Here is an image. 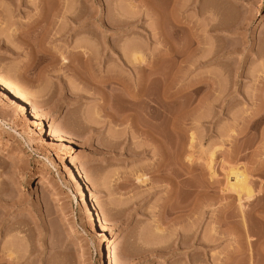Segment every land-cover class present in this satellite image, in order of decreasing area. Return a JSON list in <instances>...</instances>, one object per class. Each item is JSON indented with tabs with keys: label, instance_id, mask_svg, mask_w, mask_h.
I'll list each match as a JSON object with an SVG mask.
<instances>
[{
	"label": "rangeland",
	"instance_id": "1",
	"mask_svg": "<svg viewBox=\"0 0 264 264\" xmlns=\"http://www.w3.org/2000/svg\"><path fill=\"white\" fill-rule=\"evenodd\" d=\"M0 84L5 262L264 264V0H0Z\"/></svg>",
	"mask_w": 264,
	"mask_h": 264
},
{
	"label": "bare ground",
	"instance_id": "2",
	"mask_svg": "<svg viewBox=\"0 0 264 264\" xmlns=\"http://www.w3.org/2000/svg\"><path fill=\"white\" fill-rule=\"evenodd\" d=\"M158 13V12H157ZM158 15V14H157ZM70 18H71V16H69ZM156 17V16H155ZM158 19V18H157ZM71 20V19H70ZM72 20H74V19H72ZM66 21H69L68 19L66 20ZM125 21V20H124ZM129 21V20H128ZM126 22V21H125ZM125 22H123V23H125ZM70 23V22H69ZM68 23V24H69ZM127 23V22H126ZM73 24V21H71V25ZM70 24L68 25V26H66L69 30H70V26H71ZM73 26V25H72ZM63 28H64V26H62ZM61 27V28H62ZM62 28V29H63ZM73 28V27H72ZM50 30V29H49ZM63 30H65V29H63ZM68 30V31H69ZM62 32V31H61ZM60 31H58V33H61ZM65 33L67 32V30H65L64 31ZM103 32V31H102ZM101 40V39H100ZM104 41V40H103ZM130 44V43H129ZM128 44V45H129ZM132 45V44H131ZM135 46V45H134ZM133 46V47H134ZM132 47V48H133ZM122 48H124V47H122ZM121 48V46L120 47H114V49H113V51H114V54L116 55V57H115V59H118L119 57H121L122 55V53H121V51H123V49ZM125 48H127V47H125ZM136 49H137V47H135ZM130 49L131 50V52L133 51L134 53H132L133 54V57H132V60L135 62V63H140L141 61H142V56L140 57V56H138V55H135L136 54V52H135V50L136 49ZM86 49V48H85ZM82 53V52H81ZM85 53V52H84ZM131 54V53H130ZM138 54V53H137ZM85 55V54H84ZM121 55V56H120ZM124 55V54H123ZM125 57V56H124ZM121 60H122V58H121ZM124 60V59H123ZM126 61V60H125ZM124 61V62H125ZM128 62H130L129 64H131V61H128ZM133 62V63H134ZM144 62V61H143ZM120 63V62H119ZM126 63V62H125ZM149 63V62H148ZM129 66H131V65H129ZM149 73V72H148ZM150 75V74H149ZM144 76V75H143ZM119 78V77H118ZM149 78V77H148ZM150 79H151V77H150ZM141 80H143V79H141ZM149 80V79H148ZM110 81H111V79H110ZM123 82V81H122ZM139 82V81H138ZM149 84H150V81H149ZM133 85V84H132ZM131 85V86H132ZM138 85H139V83H138ZM146 85V84H145ZM151 85V84H150ZM149 86V85H148ZM141 91V90H140ZM141 93V92H140ZM0 95L1 96H9L10 98H11V100L12 101H14L15 103L16 102H19L20 104H22V105H25V106H27V107H29L30 109H31V115L34 117V122H35V124H34V127H35V132H36V139H34V141H35V144L37 145V146H43L44 144H45V142H46V134L44 133V127H43V124H42V115H41V113H40V111L38 110V108L36 107V106H34L32 103H30V101H28L27 99H25V98H23L24 96H22V95H20L19 93H16V91L14 92L13 90H10V89H8L7 87H5L4 85H2V84H0ZM147 95V94H146ZM145 96V95H144ZM148 97V96H147ZM146 98V97H145ZM151 98V97H150ZM136 99V98H135ZM138 99V98H137ZM149 99V98H148ZM128 102V101H127ZM109 103V102H108ZM120 103V102H119ZM146 103L147 104H145V106H147L146 107V111H144L145 112V114L146 115H150L151 114V103H150V101L148 100V101H146ZM122 104H123V102H122ZM123 106V105H122ZM127 106V105H126ZM145 109V108H144ZM124 111H125V108H124ZM165 111V110H164ZM163 111V112H164ZM127 116V115H126ZM130 116L131 117H133V115H131L130 114ZM167 117V116H166ZM124 118V117H123ZM129 118V117H128ZM127 118V119H128ZM165 118V117H164ZM133 119V118H132ZM144 119H146V118H144ZM125 120V119H124ZM147 120V119H146ZM132 121V120H131ZM131 121H129V122H131ZM146 122V121H145ZM137 123V122H136ZM130 124H132V123H130ZM149 124V123H148ZM136 125V124H135ZM144 126H145V124H144ZM151 128V127H150ZM136 129H137V126H136ZM142 132V131H141ZM151 132V131H150ZM144 133V132H143ZM145 134V133H144ZM149 134V131L147 132V135ZM141 135H143V134H141ZM150 135H151V133L148 135L149 136V138H150ZM154 136V135H153ZM147 137V136H146ZM145 137V138H146ZM32 147H34V146H32ZM17 148V147H16ZM18 148H22V147H18ZM35 149L37 148V147H34ZM0 149H2V150H6V151H10L11 149H10V147H6L5 149L2 147V143H1V141H0ZM135 150V149H134ZM145 150V149H144ZM131 151V150H130ZM137 152V151H136ZM213 155V154H212ZM213 157V156H212ZM210 161V160H209ZM210 165H211V163H210ZM230 175H234V181H233V183H231L230 182V186L232 187V188H234V189H236V190H239L240 192H246L247 193V196H246V198H249L250 196H252L251 194H252V192H250V189H249V186H248V182H247V175L244 173V172H242V171H238L237 169H236V171L235 170H232L231 171V173H230ZM229 179V176L227 177V180ZM229 183V182H228ZM230 187V188H231ZM231 188V189H232ZM237 192V191H236ZM238 193V192H237ZM251 193V194H250ZM241 194V193H240ZM245 194V193H244ZM242 195V194H241ZM246 195V194H245ZM239 198H241V197H239ZM240 200V199H239ZM2 219H3V217H2ZM101 221V220H100ZM2 223V221L0 222V224ZM11 223V222H10ZM101 226H103V233H105L106 231V228H105V225H104V223L101 221ZM2 225L3 226H8L9 224H8V221L6 220L5 222H3L2 223ZM2 226V227H3ZM160 227V226H159ZM158 227V228H159ZM11 228V227H10ZM174 229V228H173ZM177 229V228H176ZM160 230V229H159ZM183 231V230H182ZM10 232V231H9ZM8 232V233H9ZM4 233V232H3ZM8 233H4V234H8ZM181 233V232H180ZM175 234H177V233H175ZM178 235V234H177ZM183 236L185 237V231H184V233H183ZM183 236H181V237H183ZM4 237V236H3ZM187 238H189L188 236H187ZM8 239V238H7ZM4 240V239H3ZM6 241V240H5ZM182 241H183V239H182ZM10 242V241H9ZM184 242H186V240L185 241H183V243ZM4 244H5V242H4ZM10 244V243H9ZM194 244V243H193ZM204 245V244H203ZM7 246V245H6ZM6 246H4V247H6ZM8 247V246H7ZM6 247V249H8ZM11 248V247H10ZM5 249V248H4ZM9 251V250H8ZM11 252V251H10ZM6 254V253H5ZM4 254V255H5ZM7 254H8V252H7ZM6 254V255H7ZM12 255V254H11ZM11 255H9V256H11ZM6 257V256H5ZM5 257H2V258H0V264L1 263H3V264H5V263H7V262H5L7 259L5 258ZM22 258V257H21ZM24 258V257H23ZM18 259V258H17ZM10 262V261H9ZM9 262L7 263V264H9ZM109 263L110 264H117L116 263V258H115V256L114 255H110V257H109Z\"/></svg>",
	"mask_w": 264,
	"mask_h": 264
}]
</instances>
